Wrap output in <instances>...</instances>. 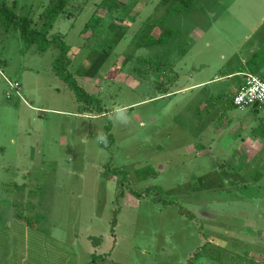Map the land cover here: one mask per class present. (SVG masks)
I'll return each instance as SVG.
<instances>
[{
  "label": "rangeland",
  "instance_id": "rangeland-1",
  "mask_svg": "<svg viewBox=\"0 0 264 264\" xmlns=\"http://www.w3.org/2000/svg\"><path fill=\"white\" fill-rule=\"evenodd\" d=\"M0 1L39 25L54 0ZM113 1L110 13L103 0H70L65 11L77 16L61 15L52 30L70 47L58 70L92 105L56 73V45L26 48L0 24V264H245L247 227H264L254 178L264 138L249 164L232 159L264 113L227 104L241 79L230 70L264 59V0H198L170 14L162 0ZM161 19L179 37L140 47ZM100 54L98 74L85 77ZM145 166L156 175L140 179ZM152 187L173 204L129 192Z\"/></svg>",
  "mask_w": 264,
  "mask_h": 264
},
{
  "label": "trees",
  "instance_id": "trees-1",
  "mask_svg": "<svg viewBox=\"0 0 264 264\" xmlns=\"http://www.w3.org/2000/svg\"><path fill=\"white\" fill-rule=\"evenodd\" d=\"M70 0H54L51 2L40 14H39V25L34 22L33 17L29 15L18 14L14 11V9L6 4V2L0 1V24L4 27L5 32L15 31L18 32L20 38L24 42L26 48L35 47L38 52H46L51 46L56 45L59 50L58 56L54 60V69L57 71L56 73L62 78L67 86L74 93L78 102L84 105H92L97 102L96 99L92 98L88 95L84 89H82L73 75L69 73L67 70L59 71L58 68H64V64L68 61V54L70 51V47L65 43L63 36L60 33H53V26L61 15H65V18L75 17L76 14H72L71 12L65 11L67 5ZM169 7L166 9V13L170 14L176 5H181L184 10H197L198 9V0H172L171 6L168 0H162ZM115 2L113 0H103L98 6L100 8L106 9L108 12L113 13L116 12L114 7ZM78 14V13H77ZM150 28L147 33V37L143 39L139 46L140 47H151V46H163L171 43L174 39L179 37L180 33L178 30L171 28L166 25L165 20L161 19L157 22H150L147 24ZM154 28H159L160 33L157 37H153L151 35V31ZM107 58L106 54H100L98 57L91 63V65L85 71V77L94 78L100 68L102 67L105 59ZM152 59H142L141 62L143 64H149ZM262 59L260 56L254 57L250 63V73L254 75H259V70L261 68ZM163 95L169 94L167 90H163ZM232 97V96H231ZM231 97L227 104L228 108L235 107L232 105ZM254 113H259L256 108L251 109ZM101 113V112H100ZM264 124H259L255 130L262 137H264ZM108 140H112L111 136H109ZM120 173L126 174L124 170H120ZM118 173L113 170V174ZM137 176L140 179H146L149 177H154L156 175L155 171L151 169L149 166L141 167L136 170ZM255 181H259L260 175L259 173L255 174ZM124 181V179H123ZM122 181V182H123ZM152 191L156 192V196L153 197L158 203L162 206H168L173 204L168 199H164L160 197L158 190L156 187L146 188L142 193L135 192L130 190V194L135 196L137 199H141L142 197L149 196ZM124 193L121 191L118 194V197H123ZM178 212L182 215L185 214V210L182 208L178 209ZM116 219L115 217L112 220V227H115ZM93 262V261H92Z\"/></svg>",
  "mask_w": 264,
  "mask_h": 264
},
{
  "label": "crops",
  "instance_id": "crops-1",
  "mask_svg": "<svg viewBox=\"0 0 264 264\" xmlns=\"http://www.w3.org/2000/svg\"><path fill=\"white\" fill-rule=\"evenodd\" d=\"M98 16L99 15H95V17H96L95 20H99L102 17V16H99V17ZM258 54L259 53L253 54V56L247 62H245L244 65H242V67H240V68L236 67V68H233L232 70H230V71H233V72H230V74L234 73V77L235 76L241 77L240 83L235 88H233L232 95L235 93L238 86L241 84V81L243 79L242 75L250 73L249 72L250 71V68H249L250 63H251L252 59H254V57L258 56ZM262 61L263 62H261L262 66L259 70V73L261 71H264V59H262ZM225 75H227V74H225ZM225 75L220 76L217 79L220 80V79H223L224 77H227ZM259 76H260V74H259ZM261 77H264V76H261ZM229 78H230V76H229ZM208 82L209 81L201 82L198 84V86H200V85L203 86V85L207 84ZM255 114H258V113H255ZM259 124H261V123H259ZM255 128L253 130L250 129L249 135H246L238 144L236 152L244 151L245 153H240V154H238V156H235L232 159L233 163H235L234 164L235 168H241L244 163L249 164L252 160H254V154L258 150H260L261 141L258 140V136L260 134L257 133V130H255ZM228 135L231 136V133H229ZM260 137H262V136L260 135ZM262 138H264V137H262ZM233 140H234V138H233ZM259 146H260V148H259ZM262 147H264V144L262 145ZM256 148H259V149H256ZM248 151H250V152L252 151V153L250 154V153H248ZM240 160L244 161V163H241ZM256 172L259 173V175H260L259 182H261V188H262V186L264 187V181H263L264 180V173L261 172L260 170H257ZM260 201L262 202V205H264V193L260 195ZM260 216H263V215H259V217ZM247 231L249 232L250 237L246 243V245H247L246 246V248H247L246 260H248V261H246V263L247 264H264V227L263 226L262 227H247ZM235 255H237V254H235V253L230 254V256L232 258H234Z\"/></svg>",
  "mask_w": 264,
  "mask_h": 264
},
{
  "label": "built area",
  "instance_id": "built-area-1",
  "mask_svg": "<svg viewBox=\"0 0 264 264\" xmlns=\"http://www.w3.org/2000/svg\"><path fill=\"white\" fill-rule=\"evenodd\" d=\"M235 93L232 95V105L236 110L245 111L256 108L264 113V77L254 74H245ZM10 93L19 94V84L10 80L7 82ZM8 96V95H7Z\"/></svg>",
  "mask_w": 264,
  "mask_h": 264
},
{
  "label": "water",
  "instance_id": "water-1",
  "mask_svg": "<svg viewBox=\"0 0 264 264\" xmlns=\"http://www.w3.org/2000/svg\"><path fill=\"white\" fill-rule=\"evenodd\" d=\"M242 77L244 78V77H246V75H242ZM40 114H43V113L40 112ZM89 114H90V113H89Z\"/></svg>",
  "mask_w": 264,
  "mask_h": 264
},
{
  "label": "clouds",
  "instance_id": "clouds-1",
  "mask_svg": "<svg viewBox=\"0 0 264 264\" xmlns=\"http://www.w3.org/2000/svg\"><path fill=\"white\" fill-rule=\"evenodd\" d=\"M101 139H103V137H101Z\"/></svg>",
  "mask_w": 264,
  "mask_h": 264
}]
</instances>
